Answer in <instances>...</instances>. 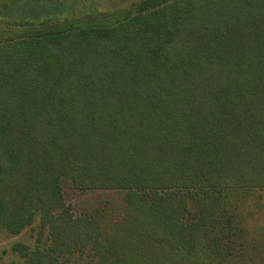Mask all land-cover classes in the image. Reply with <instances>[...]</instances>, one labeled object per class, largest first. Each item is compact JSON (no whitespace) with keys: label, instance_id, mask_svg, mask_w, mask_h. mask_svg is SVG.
I'll list each match as a JSON object with an SVG mask.
<instances>
[{"label":"trees","instance_id":"1","mask_svg":"<svg viewBox=\"0 0 264 264\" xmlns=\"http://www.w3.org/2000/svg\"><path fill=\"white\" fill-rule=\"evenodd\" d=\"M67 1L0 0V232L36 236L12 244L19 264L244 256L239 209L264 189V0ZM64 182L122 192L121 216H76Z\"/></svg>","mask_w":264,"mask_h":264},{"label":"rangeland","instance_id":"2","mask_svg":"<svg viewBox=\"0 0 264 264\" xmlns=\"http://www.w3.org/2000/svg\"><path fill=\"white\" fill-rule=\"evenodd\" d=\"M137 0H68L63 8L70 10L89 8L92 13L103 14L101 11H116V8L123 7L128 10L130 5ZM87 8V9H88ZM120 20V15L109 20H102L101 24H111ZM64 192L68 203L72 206L76 216L84 215L96 208L108 206L120 217L123 212L124 194L117 190L99 189L82 190L73 186L70 182H64ZM230 213V212H228ZM237 220L248 232V245L244 256H238L221 264H264V189L250 191L239 209ZM36 236L33 230H26L20 235H11L7 232H0V264H19L23 259L12 250L15 241H24L32 246L35 245ZM226 243V242H225ZM210 245L207 243L206 252ZM218 264V263H215Z\"/></svg>","mask_w":264,"mask_h":264}]
</instances>
